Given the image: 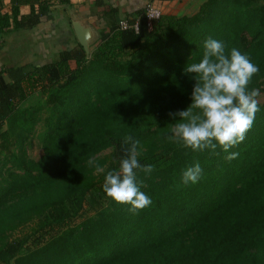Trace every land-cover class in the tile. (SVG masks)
<instances>
[{"label": "trees", "instance_id": "obj_1", "mask_svg": "<svg viewBox=\"0 0 264 264\" xmlns=\"http://www.w3.org/2000/svg\"><path fill=\"white\" fill-rule=\"evenodd\" d=\"M151 1L125 26L116 5L104 7L88 54L76 41L49 61L0 65V264H264V98L246 139L229 150L235 159L167 138L179 119L169 113L191 103L195 79L184 68L202 59L208 37L259 67L250 89L264 77V0H204L192 14L148 18ZM63 3L0 0V34L34 28ZM35 92L38 102L22 105ZM38 123L42 154L32 158L26 138ZM126 135L140 141L141 165H154L137 171L151 205L132 213L102 192L74 222L98 182L103 191L105 173L118 170ZM196 162L199 181L184 184ZM28 223L31 243L11 239Z\"/></svg>", "mask_w": 264, "mask_h": 264}, {"label": "clouds", "instance_id": "obj_2", "mask_svg": "<svg viewBox=\"0 0 264 264\" xmlns=\"http://www.w3.org/2000/svg\"><path fill=\"white\" fill-rule=\"evenodd\" d=\"M204 52L199 62L191 63L184 72L192 74L195 84L191 93V103L184 110L170 112V117H179L170 129L168 139L179 147L193 151L211 150L219 154L239 145L251 130L256 114L260 111L257 97L259 89L249 88L259 67L247 54L237 48L226 52L223 41L208 37L204 41ZM125 156L119 161L118 170H109L88 161L97 172L105 173L102 189L117 203L130 205L129 211L136 213L151 205V198L141 191L143 182L137 171L151 174L154 165H141L138 160L140 141L131 135L123 138ZM238 152H230L225 158L232 160ZM202 168L199 162L187 167L182 174V182L195 184L199 181Z\"/></svg>", "mask_w": 264, "mask_h": 264}, {"label": "rangeland", "instance_id": "obj_3", "mask_svg": "<svg viewBox=\"0 0 264 264\" xmlns=\"http://www.w3.org/2000/svg\"><path fill=\"white\" fill-rule=\"evenodd\" d=\"M204 0H172L167 2L164 7L160 4L157 5L160 8L161 13H171L175 15L182 14H192L198 10L200 4ZM50 28L52 27V22L49 23ZM37 31V33H35ZM39 29L35 28H18L14 30L13 33V41L11 42V50L9 53L12 60L14 62H45L51 60L58 52V47L67 46L69 41L68 39H64L63 35L55 33L49 34L50 38L42 39L43 37L39 36ZM64 41V42H63ZM67 42V43H66ZM71 47V46H70ZM11 51V52H10ZM47 51V56L45 55ZM48 60H47V59ZM0 62L2 65L9 64L3 61L0 58ZM8 60V59H7ZM255 89H259L260 95L257 97L258 101H261L264 98V77L259 80L258 85ZM40 99L39 92L32 93L29 95L23 102L22 105H32L38 102ZM42 123H38L34 130L28 133L26 138L27 150L29 156L32 158H38L42 154V146L38 138V131L41 129ZM107 149L104 152H109ZM1 157V154H0ZM100 173H97V179ZM100 182L93 188L95 192V197L92 199L88 196V199L85 201L83 208L79 211V214L74 217V222L79 221L85 215L92 214L94 211V207L97 206L100 200L104 199V194H102L101 189L99 188ZM37 232L34 231V225L32 223H28L23 225L12 232L11 239H21L28 236L26 244L31 243L32 239L36 236Z\"/></svg>", "mask_w": 264, "mask_h": 264}, {"label": "crops", "instance_id": "obj_4", "mask_svg": "<svg viewBox=\"0 0 264 264\" xmlns=\"http://www.w3.org/2000/svg\"><path fill=\"white\" fill-rule=\"evenodd\" d=\"M147 1L148 0H100V2H98L97 0H69V3H67L65 6L60 5L55 7L51 18L41 22L34 28L40 30L38 35L43 37L42 39L48 38L50 36L49 34L54 35L55 33H58L63 35L64 39H68L69 41L68 45L63 47H70L77 41L70 22L71 16L79 17L82 21H86L93 27L97 34L100 35L105 22L98 17V14L101 12V10H103L104 7L109 4L116 5L118 7L119 22H123L127 14H131L134 8L144 4ZM169 1L172 0H153L151 2L156 6L160 4L162 7H164V5ZM50 22H52V27L57 30L50 28ZM13 33L14 31L5 33L3 35L0 34V41L4 42V45L0 49V58L6 63H12L11 61H14V59L12 60L10 56L12 54L9 53V50H11V42L13 41ZM35 33H37V31ZM60 47L61 46H59L57 50H59ZM45 55L47 56V51Z\"/></svg>", "mask_w": 264, "mask_h": 264}, {"label": "water", "instance_id": "obj_5", "mask_svg": "<svg viewBox=\"0 0 264 264\" xmlns=\"http://www.w3.org/2000/svg\"><path fill=\"white\" fill-rule=\"evenodd\" d=\"M65 6L66 4H59L55 6ZM70 22L77 39V42L83 47L86 54L90 51V46L99 37V34L93 29V27L86 21H82L79 17L71 16Z\"/></svg>", "mask_w": 264, "mask_h": 264}, {"label": "built area", "instance_id": "obj_6", "mask_svg": "<svg viewBox=\"0 0 264 264\" xmlns=\"http://www.w3.org/2000/svg\"><path fill=\"white\" fill-rule=\"evenodd\" d=\"M145 12H146V15L148 18L158 17L161 14L160 8L152 2H148L146 4ZM121 23L123 26L126 25L125 21H123ZM134 27L136 28V25H134Z\"/></svg>", "mask_w": 264, "mask_h": 264}]
</instances>
